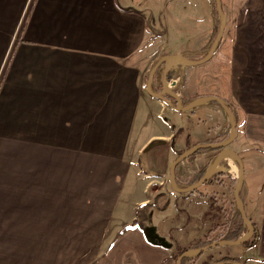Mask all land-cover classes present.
I'll return each mask as SVG.
<instances>
[{
  "label": "crops",
  "instance_id": "obj_1",
  "mask_svg": "<svg viewBox=\"0 0 264 264\" xmlns=\"http://www.w3.org/2000/svg\"><path fill=\"white\" fill-rule=\"evenodd\" d=\"M149 3L0 0V264H174L180 250L225 234L218 223L227 216L211 212L214 207L202 211L206 223L186 241L180 236L168 243L147 234L134 213L148 201L144 193L155 182L154 193L182 194L169 182L170 165L180 152L230 134L228 116L209 101L190 109L199 121L186 142L178 141L182 127L174 119L184 111L147 94L156 56H197L210 40L182 36L173 53L165 54L149 25ZM232 13L226 14L225 36L207 62H171L165 72L163 65L162 82L182 106L216 96L233 108L237 136L227 148L242 162L245 206L264 202V0H245ZM219 77L220 92H199L203 80ZM151 108L168 111L166 121L155 123L156 131L145 121ZM139 133L145 141L138 152L153 142L157 145L149 150L162 148L156 162L133 157ZM218 152L205 151L176 165V188H185L183 177L208 166ZM215 175L230 188L238 165L223 155ZM210 179L202 187L221 191L222 184ZM261 207L248 217L257 235L247 247L254 258L248 252L241 258L219 252L208 254L203 264L224 257L264 264V203ZM145 212L143 217L154 210ZM236 213L231 211L227 224L242 230L229 228L227 234L240 233L239 239L247 226ZM206 253L185 264H198Z\"/></svg>",
  "mask_w": 264,
  "mask_h": 264
},
{
  "label": "rangeland",
  "instance_id": "obj_2",
  "mask_svg": "<svg viewBox=\"0 0 264 264\" xmlns=\"http://www.w3.org/2000/svg\"><path fill=\"white\" fill-rule=\"evenodd\" d=\"M149 1L150 3L146 4L149 11L148 14L151 15L153 18L152 20L151 18L148 17L149 25L153 23L150 25L153 31L152 33L155 36L160 37V38L157 37L156 39L157 42L158 40L161 41L162 39L161 43L164 49V53L165 54L173 53L175 47L178 45V43H180L182 36H210L209 43L206 45V48L203 49L204 51L202 50L201 53L197 56L196 55L192 57L186 56L191 60H199L203 58L205 56L204 54L207 53L209 50V46L211 45L216 35L217 27H218V18L214 20V27L210 18L211 16L209 9L210 0H149ZM244 1L245 0H220L222 11L225 16V23H226V14L229 16L232 12H233L232 14L236 13V11L239 9V6ZM225 32H226V25L222 36H225ZM189 45L190 44L188 43V47ZM161 56L164 55L161 54L156 56L153 60L152 65ZM162 68L163 65H161L157 69L153 79L155 81V85L151 87L152 88L151 90L158 91L162 88L161 86L163 79ZM217 84H219L220 87H223L222 77L217 78L215 81H213V79L211 80L205 79L201 82L199 86L200 87L199 89L201 90L199 92L204 93L206 90H212L211 92L218 93L221 90L216 89ZM150 111L153 112L152 114L150 113L147 114L145 121L148 122L150 128L156 131L157 127L155 123L158 124L166 121L169 118L168 111L167 113H163V111H159L156 108H151L149 112ZM191 112L192 110L181 112V115H179V117H177L176 120L174 119V122L178 123L180 127H182L181 131L177 134L178 141L181 139L183 142H186L189 139L188 135H192V128L194 127L195 123L199 121L198 114L192 116ZM138 135L141 136L136 139L137 144L133 157H135L138 160V162L139 161L143 162V159H146L149 162L150 161L156 162V160L159 159L160 157V154L158 152L162 148L161 147L155 148L153 151H151L152 149L149 150L150 148H153L154 146L157 145L156 142H153L150 145H148V148L146 150L144 147L140 152H138V147L142 146V144L145 141L144 140L145 138H143L144 135H142V133H139ZM218 141L220 142V140H215V142L213 143H216ZM172 144L173 143H171V145ZM212 151L216 152V150H212ZM210 164L208 166L206 165L198 173L193 174L192 177L190 174H187L186 175L187 177H183L185 178V180H183V183H185L184 185L190 186L191 181L199 178L203 170L207 171ZM188 165L189 164H186V167L189 168ZM216 177L217 176L214 174L211 177L212 179H210V180H217V183L222 184L221 186L222 190L217 192L216 194L213 191H209L208 189L202 187L206 183L205 182L202 185L198 186L193 192L174 194L175 197H171V194H168L166 191L164 192L163 189H160L159 191L154 193L153 187L159 188V184L156 182L153 183L152 184L153 187L150 188L149 190L146 189V192L144 193L148 201L146 203L138 204V206H136L134 210V213L137 216V218L142 219V229L147 234L149 235L152 234L154 237H157L160 241H167V243L170 241L179 242L180 236L183 238V241H186L187 234L190 231H196L197 229H201L202 226L206 223L207 219L206 218L204 219L203 215L201 217L199 216L202 213V211L205 210L206 208L210 209V207H214L211 212L217 209V211H222V213L227 216L225 217L226 220L225 223L222 224L220 219H219L220 223H218L219 227H222L223 229L224 227H226L223 230L225 234L221 233L219 235H213L212 237L210 238L207 237L206 239L218 241L220 240L219 238L222 235H227V232H229V230L227 229L229 228L231 231V229L235 230V228L237 227L235 232L242 230L241 229L242 225H237V224L231 225L230 223L227 224L228 221H232V218L230 217L231 211H233V209L236 210V204L234 202V195H233L236 178L230 179L231 181L230 188H228V186L224 184L223 180H219L217 179L218 177L217 178ZM207 184H211V183H207ZM224 188H226V190H224ZM137 192H138L137 187H134V193ZM156 196H161V197H156ZM245 203L246 204L244 206V214L248 218L250 216V212H251L250 210H254V209L256 210L257 208H260L261 210L262 209L261 205L264 202L246 201ZM150 208L151 210H154V212L153 213L150 212L147 216L143 217L142 215L146 213L145 211ZM212 222L216 223L217 219L215 220L212 219ZM248 246H249L248 243H242L239 245L227 244V245L217 246L215 247L217 250H214V248L209 249L208 253H206V255H204L203 257H201L198 264H203V261H205V258L206 256H208V254L219 256L220 254L225 255L227 253H233L236 255L237 258H241L248 252V256L252 257L253 253L251 251H248L247 248ZM211 250L213 251L209 253ZM219 252L220 254H218ZM188 258L192 260L197 259L195 257H188ZM247 264H253V262L249 261Z\"/></svg>",
  "mask_w": 264,
  "mask_h": 264
},
{
  "label": "water",
  "instance_id": "obj_3",
  "mask_svg": "<svg viewBox=\"0 0 264 264\" xmlns=\"http://www.w3.org/2000/svg\"><path fill=\"white\" fill-rule=\"evenodd\" d=\"M214 2H215L217 14L219 16V25H218L216 35H215V37H214V39L210 45V48H209L207 54L199 60H191V59L185 57L184 55H180V54L161 56L154 63V65H152V67L149 70V73H148V76L146 79L145 90L152 97L161 100L162 102H164L169 107L174 108L178 111H187V110L194 108L197 105H201L203 103L213 101V102H216L219 105V107L228 116V118H229V129H230V134H229L228 138L223 140V141L216 142V143H197V144L191 146L188 150L182 152L180 155H178L175 158V160L170 165L169 182H170L172 188L178 192H182V193L192 192L198 186L205 183L208 179H210L215 174V172L217 171V167L220 163L221 157L223 155H229L231 158L234 159L235 163L238 165V168H239V175H238V178L236 180L235 187H234V202L236 204V210L240 214L242 221L247 226V232L241 238H239L237 240H218V241H214V242H212L208 245H205L201 248H198V249L186 250L185 252L180 254L175 259L174 264H181V261L185 257H198L201 254H203L204 252L208 251L209 249L215 248L217 246L227 245V244H232V245L242 244V243L246 242L247 240H249L254 233V228H253L251 221L244 214V205H243V202H242L241 197L239 195V192H240V189H241V186L243 183V178H244V171H243L242 162H241V159L236 152L227 148V146L237 136L236 121H235L233 111L228 107L227 103L223 99L216 97V96H202V97L197 98V99L193 100L192 102L186 104L185 106H182L181 99L178 97V95L174 91L167 88L166 81H163V84H162L163 87H162V90L160 92H153L151 90V82L153 80V77H154L157 69L161 65H164V72H165L168 69V64L171 62H178L181 64L194 66V65H201V64L207 62L212 57V55L214 54V52L216 51V49L219 45V42L221 41L223 31L225 28V16H224L223 11H222L221 2H220V0H214ZM166 95L170 96L172 98V100L167 99ZM203 149H213V150H218L219 152L201 179H199L194 184L187 186L185 188H176V186H175V167H176V165H178L180 162H182L186 158H189L190 156L195 154L197 151L203 150ZM208 264H242V263L235 262V261H218V262H212V263H208Z\"/></svg>",
  "mask_w": 264,
  "mask_h": 264
},
{
  "label": "trees",
  "instance_id": "obj_4",
  "mask_svg": "<svg viewBox=\"0 0 264 264\" xmlns=\"http://www.w3.org/2000/svg\"><path fill=\"white\" fill-rule=\"evenodd\" d=\"M210 14H211V16H212V19L213 20H215L216 18H218V25H219V16H218V14H217V11H216V7H215V2H214V0H210ZM217 29H218V27H217ZM220 43V42H219ZM209 48H210V46H209ZM207 53H205L204 55H206ZM154 65V64H153ZM166 98L167 99H169V100H172V98H170V97H168V96H166ZM228 105V107L233 111V108L229 105V104H227ZM235 117V116H234ZM235 121H236V119H235ZM204 143H213V141H211V140H206ZM213 149H203V150H199V151H197L195 154H193V155H196V154H198V153H202V152H205V151H212ZM181 154V152L178 154V155H180ZM192 155V156H193ZM211 165V164H210ZM206 173V171L205 170H203V172L201 173V175L199 176V178H197V179H195V180H193V181H191V183H190V185H192V184H194L195 182H197L199 179H201L203 176H204V174ZM239 195H240V197H241V194H240V192H239ZM236 212H237V215L240 217V214L238 213V211L236 210ZM240 220H241V222H243L242 221V219H241V217H240ZM254 228V227H253ZM210 233H212V230H210L208 233H207V236L208 235H210ZM241 234L240 233H238L237 235H229V234H227V235H222L219 239L220 240H237V238L240 236ZM256 232H255V230H254V233H253V238L250 240L251 242H253V241H255V238H256ZM207 238V237H206ZM203 239V240H200V241H198V242H196V243H194V244H192V245H190V247H188V248H185V249H182V250H180L175 256H174V259H176L180 254H182L183 252H185L186 250H189V249H198V248H200V247H203V246H205V245H208V244H210V243H212V242H214L215 240H208V239ZM249 240H247L246 242H244V243H249L250 242ZM199 257V256H198ZM195 258H197V257H195ZM189 258L188 257H185V258H183V260L181 261V264H185V262L188 260ZM217 261H235V262H238L236 259H229V258H226V257H224V258H221V259H219V260H217Z\"/></svg>",
  "mask_w": 264,
  "mask_h": 264
}]
</instances>
